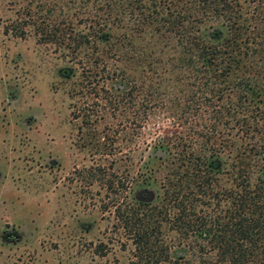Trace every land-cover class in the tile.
I'll return each mask as SVG.
<instances>
[{
    "label": "rangeland",
    "instance_id": "1",
    "mask_svg": "<svg viewBox=\"0 0 264 264\" xmlns=\"http://www.w3.org/2000/svg\"><path fill=\"white\" fill-rule=\"evenodd\" d=\"M66 4L0 0V264H132L133 233L120 214L140 207L139 191L152 204L163 193L157 168L173 128L171 89L154 83L143 98L148 35L136 32L126 9L123 22L136 33L111 50L116 34L99 43L106 68L91 71L94 43L76 48L36 31L48 14L64 17ZM69 6L67 29L85 28L79 6ZM233 151L219 152V160L230 162ZM170 234L163 239L172 250Z\"/></svg>",
    "mask_w": 264,
    "mask_h": 264
},
{
    "label": "trees",
    "instance_id": "2",
    "mask_svg": "<svg viewBox=\"0 0 264 264\" xmlns=\"http://www.w3.org/2000/svg\"><path fill=\"white\" fill-rule=\"evenodd\" d=\"M65 2L64 17L48 14L35 25L40 36L68 38L76 48L91 41L95 72L106 68L99 43L116 34L111 50L127 36L147 34L143 98L154 83L171 89L173 128L159 145L157 168L163 193L157 203L140 201L120 214L133 233L132 264H264V0ZM70 4L79 6L85 28L67 29ZM126 9L136 16V32L123 22ZM153 71L157 81L147 74ZM231 147L230 162H221L218 153ZM169 230L172 250L163 239Z\"/></svg>",
    "mask_w": 264,
    "mask_h": 264
},
{
    "label": "flooded vegetation",
    "instance_id": "3",
    "mask_svg": "<svg viewBox=\"0 0 264 264\" xmlns=\"http://www.w3.org/2000/svg\"><path fill=\"white\" fill-rule=\"evenodd\" d=\"M62 71H65V74H67L69 71H66L65 69H62ZM137 198L139 199V201H146L145 199H144V197L146 196V192L145 191H139V192H137Z\"/></svg>",
    "mask_w": 264,
    "mask_h": 264
},
{
    "label": "water",
    "instance_id": "4",
    "mask_svg": "<svg viewBox=\"0 0 264 264\" xmlns=\"http://www.w3.org/2000/svg\"><path fill=\"white\" fill-rule=\"evenodd\" d=\"M157 152H160L159 150H157Z\"/></svg>",
    "mask_w": 264,
    "mask_h": 264
}]
</instances>
